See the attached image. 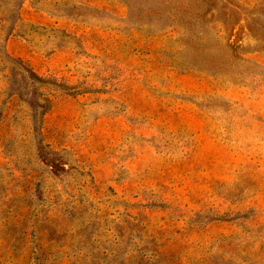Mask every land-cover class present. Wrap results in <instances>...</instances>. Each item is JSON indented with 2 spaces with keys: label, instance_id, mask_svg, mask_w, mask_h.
<instances>
[{
  "label": "rangeland",
  "instance_id": "rangeland-1",
  "mask_svg": "<svg viewBox=\"0 0 264 264\" xmlns=\"http://www.w3.org/2000/svg\"><path fill=\"white\" fill-rule=\"evenodd\" d=\"M0 264H264V0H0Z\"/></svg>",
  "mask_w": 264,
  "mask_h": 264
}]
</instances>
